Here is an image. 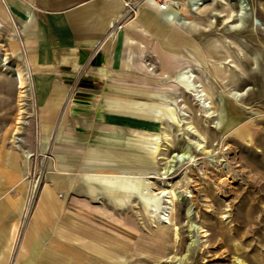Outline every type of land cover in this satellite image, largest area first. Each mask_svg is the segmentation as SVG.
Listing matches in <instances>:
<instances>
[{
	"label": "rangeland",
	"instance_id": "374dc122",
	"mask_svg": "<svg viewBox=\"0 0 264 264\" xmlns=\"http://www.w3.org/2000/svg\"><path fill=\"white\" fill-rule=\"evenodd\" d=\"M244 1L249 10L241 17L232 16L238 13L235 4L220 2L208 3L195 14L191 24L182 27L186 30L182 31L183 44L188 51L181 57L159 52L149 36L144 37L147 49L140 39L137 41L136 49L141 51L145 68L141 73L134 69L130 73L135 78L137 73L141 74L139 77L147 75L150 80L137 84L135 79L134 84L121 86L134 88L140 95L126 103L145 109L156 119L160 116L158 125L168 130L169 140L163 142L168 149L167 160L147 148L150 166L144 172L157 178L148 183L149 196L151 190L174 188L170 218L179 228V236L175 243L172 225L150 223L136 200L122 211L106 205L112 209L110 215L104 216L107 220L96 215L91 218L96 221V230L117 240L109 234L112 233L109 228L119 225L129 236L127 246L121 245L129 254L126 261L113 264H234V259L241 264H264V0ZM213 12L223 17L212 15ZM226 18L231 21L224 23ZM2 25L0 189L25 191L26 203L31 181L42 178L45 171L46 149L36 142L39 128L34 120L32 84L28 85L26 80L20 86L16 70L22 72L23 78L27 76L25 50L9 39L11 25L6 22ZM194 76L199 77L198 83L211 96L217 114L212 120L198 112L192 97ZM21 104L24 111L19 114ZM181 111L192 115L193 129L205 142L203 150L196 149L197 137L186 138L184 123L177 116ZM18 118L29 124H19ZM13 136L21 139L16 143L21 146L19 150L13 147ZM27 155H31L29 163ZM172 155H177L180 161L164 173ZM90 170L86 167L76 171ZM92 170L113 174L137 172L112 167ZM189 194L191 198H186ZM152 198L154 203L145 209L153 205L160 212L162 200ZM24 210L17 238L29 218ZM224 214L228 217L221 219ZM112 217L117 219V225H110L108 219ZM191 224L209 235L201 237L202 234L192 231Z\"/></svg>",
	"mask_w": 264,
	"mask_h": 264
},
{
	"label": "crops",
	"instance_id": "0c3cea01",
	"mask_svg": "<svg viewBox=\"0 0 264 264\" xmlns=\"http://www.w3.org/2000/svg\"><path fill=\"white\" fill-rule=\"evenodd\" d=\"M176 17L174 8L161 10L153 0H0V29L11 25L9 39L25 50L36 142L46 149L42 182L19 238L25 191L0 189V264L126 261L128 232L108 219L117 225L109 228L115 240L92 219L107 220L106 205L122 211L135 200L143 208L154 203L145 179L151 173L144 172L151 143L128 137L153 133L161 117L126 103L140 95L121 85L150 80L138 74L145 68L139 39L147 49L149 36L166 55L188 51ZM86 167L91 170L76 171ZM104 167L137 172L92 170Z\"/></svg>",
	"mask_w": 264,
	"mask_h": 264
},
{
	"label": "bare ground",
	"instance_id": "6f19581e",
	"mask_svg": "<svg viewBox=\"0 0 264 264\" xmlns=\"http://www.w3.org/2000/svg\"><path fill=\"white\" fill-rule=\"evenodd\" d=\"M216 2H217V0H208V3H210L211 5L215 4ZM204 7H206V6H204ZM242 7H243V5H242ZM212 15H217L218 17H223V15L220 14L219 12H213ZM191 16L192 15L188 14V13H181L180 17L175 18L174 24L177 27H181V28L183 26L190 25L194 15L192 17ZM230 21L231 20L227 19V18L223 20L224 23H229ZM251 21L253 22L254 20L252 19ZM211 23H213V21ZM253 24L254 23H252V25ZM14 34H16V31H14ZM139 57L141 58V56H139ZM24 67H25L24 68V71H25L24 75L27 74V76L25 78H23L22 72L16 68L17 74L19 77V84L21 86L27 80L26 81L27 84L31 86L32 83H31L30 70H29L26 63H24ZM198 81H199V77H197V76L192 77V86L194 89L192 92V97L195 99L196 104H197L196 106L198 107V112L202 113V117L205 119H208V120L209 119L212 120L213 118H215L217 116V114L214 110L211 96H210L209 92L200 83H198ZM165 104L166 103H164V105ZM21 105H22L21 112L19 114H22L24 111L22 109L24 104H21ZM166 106H168V104H166ZM177 116H179L184 123L183 125L185 126L184 132H185L186 138L187 139H189V138L193 139V138L197 137L198 139L196 140L197 141L196 149L197 150H203L205 148V145H204L205 142H204V139H202V137L198 134V132L195 129H193L192 115L190 113L185 114L184 112L181 111L179 114H177ZM18 119L20 120L19 124L20 123H24L27 125L29 124V122H25L24 120H21L22 118H18ZM17 129H18V127H17ZM166 131H168V130H164L162 128V126H160L158 130L152 131L153 133H151L150 131L149 132H143V133L135 131V132L131 133L130 136L132 138H137L138 140H141V141H144L147 143L148 142L151 143V144H149V145H151L150 149H152V150H150V153L157 154L159 152L158 155H160V159L167 160L166 154L168 153V149H167V146L163 143V142H166L169 140V134L166 133ZM108 135L112 136L113 134H108ZM121 137H122V135H121ZM12 139L14 142L13 147L15 149L19 150L21 148V146L17 145L16 143L18 141H21V139L15 138L14 136ZM194 145H195V143H194ZM184 149H186V147ZM205 153H208V152L205 151ZM29 156H31V155H29ZM29 156L27 155L25 157L27 163H29ZM170 158L171 159L168 160V162H167L168 166H167L166 170L164 171V173L170 172L172 169V166H175V164L180 161V158L177 155H172V157H170ZM145 179L149 180V181H147V183H152V182H150V180L151 181L157 180V178L155 177V174H151V176L145 177ZM41 180L42 179L39 178L37 180L31 181V183H30L28 198H27V201H26L25 207H24L25 217H27V215L29 214V211L33 205V201H34L35 196L37 194V191L39 189L38 184L41 183ZM162 188H164V187H162ZM150 196L154 197L157 200H158V198L160 200H162L163 205H160V208H159V210H161V211L158 212V210L153 205H150L149 207L147 206L148 209H145L143 207H141V208L143 209V211L146 212V216L151 221L150 223L156 222L160 225H172L173 226L172 230H173L174 240H175V243H177L178 236H179V228L176 226V224L174 222H172V220L170 218L171 213L173 212V200L175 199L174 198L175 197L174 188L170 187V189H165V188L164 189H158L157 192H154V190H151ZM185 197L191 198L190 194L185 195ZM227 217H228V215L224 214L221 217V219H226ZM191 225L193 226V227H191L192 231L196 230L197 233L202 234L201 237H206L207 235H209L206 233L205 230H203L199 226H194V224H191ZM234 264H241V262L237 259H234Z\"/></svg>",
	"mask_w": 264,
	"mask_h": 264
},
{
	"label": "built area",
	"instance_id": "2783aa9c",
	"mask_svg": "<svg viewBox=\"0 0 264 264\" xmlns=\"http://www.w3.org/2000/svg\"><path fill=\"white\" fill-rule=\"evenodd\" d=\"M157 7L161 10H165L169 7L174 8L177 12V17H180L181 13H188L192 16L197 14L204 6L208 4V0H153ZM220 3L235 4L238 8V13L233 17H240L244 15L248 10L247 1L244 0H217ZM243 5V7H242ZM191 16V17H192ZM190 17V16H189Z\"/></svg>",
	"mask_w": 264,
	"mask_h": 264
}]
</instances>
